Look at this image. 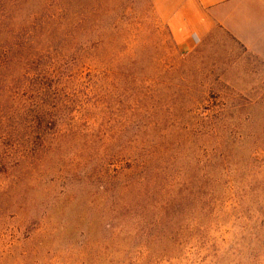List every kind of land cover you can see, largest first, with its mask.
Returning a JSON list of instances; mask_svg holds the SVG:
<instances>
[{
  "label": "rangeland",
  "instance_id": "374dc122",
  "mask_svg": "<svg viewBox=\"0 0 264 264\" xmlns=\"http://www.w3.org/2000/svg\"><path fill=\"white\" fill-rule=\"evenodd\" d=\"M72 13L0 72V264H264V62L221 38L182 51L155 0ZM147 160L168 189L111 238Z\"/></svg>",
  "mask_w": 264,
  "mask_h": 264
},
{
  "label": "trees",
  "instance_id": "16d2710c",
  "mask_svg": "<svg viewBox=\"0 0 264 264\" xmlns=\"http://www.w3.org/2000/svg\"><path fill=\"white\" fill-rule=\"evenodd\" d=\"M80 5L81 0H0V54L4 61V66L0 65V72L4 71L6 66L21 72L27 56L34 51L31 45L53 35L66 15L78 11ZM4 98H6L3 102L4 111L1 115L8 112L9 94ZM41 116H44V113L37 112L36 117L41 118ZM256 140H262L264 145L263 134L257 135ZM141 168L143 173L134 176V187L138 191L134 203L131 201V203L118 204L121 200L118 196L117 205L111 208L107 216L106 228L111 238L119 236L117 229H120V226L124 227L130 220L139 226H146V215L142 216L137 213L141 208H147L141 200L155 199L154 193L150 192L152 186H161L163 182L164 191L168 189L167 183L165 184L166 177L163 176L165 169L162 164L147 160L141 164ZM191 202L192 197L185 192L183 184L174 187V191L169 192L161 202L162 207L167 211L164 215L167 216L161 219L159 231L166 229L165 223L169 218L170 210L179 211L185 204ZM149 235L150 233L146 230L144 237L147 238ZM109 245V243L105 244L104 250L108 251Z\"/></svg>",
  "mask_w": 264,
  "mask_h": 264
},
{
  "label": "crops",
  "instance_id": "0c3cea01",
  "mask_svg": "<svg viewBox=\"0 0 264 264\" xmlns=\"http://www.w3.org/2000/svg\"><path fill=\"white\" fill-rule=\"evenodd\" d=\"M182 51L227 40L264 62V0H155Z\"/></svg>",
  "mask_w": 264,
  "mask_h": 264
}]
</instances>
